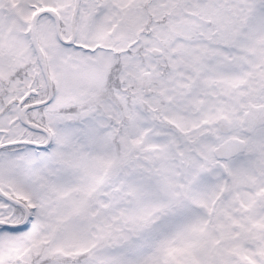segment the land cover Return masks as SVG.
Listing matches in <instances>:
<instances>
[{"label": "snow or ice", "instance_id": "1", "mask_svg": "<svg viewBox=\"0 0 264 264\" xmlns=\"http://www.w3.org/2000/svg\"><path fill=\"white\" fill-rule=\"evenodd\" d=\"M0 264H264V0H0Z\"/></svg>", "mask_w": 264, "mask_h": 264}]
</instances>
